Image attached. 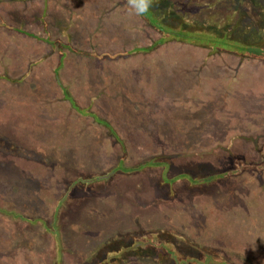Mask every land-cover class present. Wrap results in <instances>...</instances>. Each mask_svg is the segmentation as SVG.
<instances>
[{
	"label": "rangeland",
	"instance_id": "rangeland-1",
	"mask_svg": "<svg viewBox=\"0 0 264 264\" xmlns=\"http://www.w3.org/2000/svg\"><path fill=\"white\" fill-rule=\"evenodd\" d=\"M151 1L205 34L159 43L127 0H0V264H92L157 231L264 264V60L202 44L264 46V0Z\"/></svg>",
	"mask_w": 264,
	"mask_h": 264
},
{
	"label": "trees",
	"instance_id": "trees-1",
	"mask_svg": "<svg viewBox=\"0 0 264 264\" xmlns=\"http://www.w3.org/2000/svg\"><path fill=\"white\" fill-rule=\"evenodd\" d=\"M173 1V0H171ZM156 4L158 5L161 0H156ZM251 3V2H250ZM151 4L154 5V1H151ZM196 5H192L190 4V7L193 8ZM154 7H156L154 5ZM152 11H154V8H150ZM154 9V10H153ZM151 10H149V12L142 16L143 18H145L150 24H153L157 31L159 33H161L160 39L161 42L163 41H174V42H183V44H193V40L191 39V37H195V36H199V33H204V31L201 30H195L193 27V25H195L192 22V25L189 27V25L185 26V27H177V25H173L170 24L168 22V20L166 22H163V17L165 16V14L159 18L162 19L161 21L153 19V16L151 15ZM196 11V9H195ZM155 12V11H154ZM188 15H191V12H187V17ZM166 18V17H165ZM192 21H194L192 18H190ZM153 20H155L156 22H154ZM143 30H140V33H142ZM209 33V32H206ZM204 36V35H203ZM205 38V37H204ZM205 40V39H204ZM206 47H210V49L212 50H216L219 52H229L231 54H235L236 56L242 57L244 59H258V60H264V46H260L259 44H257L258 47H252V45L248 46L244 43H239V42H234L230 44V48H226V49H222L221 47H219L218 49H214V44L210 43V42H206L203 41V43ZM255 48H259L260 51H256ZM141 49H135V52L140 51ZM143 50V49H142ZM152 50L151 47H148L146 49L143 50L144 51H149ZM251 50H254L255 52H251ZM107 55H109L108 53H105ZM96 58H102L104 56H101L100 54H94ZM127 55H130L128 52H124L122 54H118V55H114L112 57H126ZM106 56V55H105ZM110 56V55H109ZM58 71H56L55 73V78L54 79H58ZM10 78L11 82H15L17 83V81H21L22 77L19 76L18 78ZM59 80H54L52 84L58 82ZM64 83V82H63ZM14 87H16L17 85H13ZM61 86V85H60ZM48 88H50L49 85H47ZM55 87L56 90L60 91V88L58 86H52V88ZM62 87V86H61ZM67 90H64V93L67 97L70 96V93H66V91H68L69 87L67 85H65ZM13 88V87H11ZM46 88V87H45ZM14 89V88H13ZM20 92H21V88H20ZM19 92V93H20ZM17 95V92H16ZM120 95V94H119ZM73 98V96H72ZM119 100H122L123 97L122 95H120V97L118 98ZM121 103V102H120ZM120 103H116L115 106L118 104L120 107ZM122 104V103H121ZM124 104V103H123ZM118 106V107H119ZM85 108V107H83ZM122 111L119 112V114L121 116L122 113L125 114V111L127 112V110L129 109L127 107L126 104H124V109L121 107ZM120 110V109H119ZM31 148V147H30ZM32 149V148H31ZM238 163V161H236ZM152 162H149V164H151ZM235 163V164H237ZM148 164V165H149ZM240 164V163H238ZM155 164H151L150 166H154ZM241 165V164H240ZM240 165H238V168H235L232 170L231 174H234L236 176V174H239L241 172V170L243 169V167H241ZM147 165H143V169L144 167H146ZM149 167V166H148ZM167 167V166H166ZM241 167V168H240ZM164 171V170H163ZM165 174V171L163 172ZM224 176V175H223ZM164 180L167 182V178H165V175H163ZM100 177H96L94 180H98ZM220 178V176L216 175L215 179ZM214 176L211 177L207 180H213ZM90 180V181H92ZM180 180H186L192 184H196L198 183H202L201 181H194L191 178L188 177H184L182 175H178V176H173L172 181L171 182H177ZM205 180V179H204ZM80 179H76L71 186H69V190L74 188L75 186L73 184H75L76 182H80ZM87 180H85L86 182ZM89 182V181H87ZM206 182V180L204 181ZM225 235H228L227 233H224ZM177 237H175V235L171 232H167V231H157V232H150L148 235H141V236H123L121 238H117V239H112L110 240L108 243H106L105 245L101 244L96 252L94 253V260L92 261V264H119L121 262H127L130 260H136V259H150L153 260L156 263H161V264H231V262H228L226 260H224V257L219 253V246L217 245H228L227 243H218V240H216L215 242L217 244H211L209 246H203L204 249L200 248L199 246H197L196 244H192L190 243V245L192 246L191 248L194 249L197 253L196 255L192 256V255H185L184 250L182 248H184V246H181V242L180 241H176L178 239H176ZM185 249V248H184ZM248 262V261H245Z\"/></svg>",
	"mask_w": 264,
	"mask_h": 264
},
{
	"label": "clouds",
	"instance_id": "clouds-1",
	"mask_svg": "<svg viewBox=\"0 0 264 264\" xmlns=\"http://www.w3.org/2000/svg\"><path fill=\"white\" fill-rule=\"evenodd\" d=\"M127 6L131 14L142 17L151 8V0H127Z\"/></svg>",
	"mask_w": 264,
	"mask_h": 264
}]
</instances>
